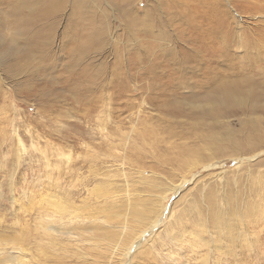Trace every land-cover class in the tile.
<instances>
[{
  "label": "rangeland",
  "instance_id": "374dc122",
  "mask_svg": "<svg viewBox=\"0 0 264 264\" xmlns=\"http://www.w3.org/2000/svg\"><path fill=\"white\" fill-rule=\"evenodd\" d=\"M204 20L227 38L225 57L191 42ZM208 69L225 81H206ZM67 163L81 180L80 163L105 171L89 188L113 184L101 192L108 216L131 222L124 246L161 211L128 258L71 264H196L198 218L208 264H264V224L238 235L244 210L264 208V0H0L1 248L26 225L34 238L39 185Z\"/></svg>",
  "mask_w": 264,
  "mask_h": 264
},
{
  "label": "bare ground",
  "instance_id": "6f19581e",
  "mask_svg": "<svg viewBox=\"0 0 264 264\" xmlns=\"http://www.w3.org/2000/svg\"><path fill=\"white\" fill-rule=\"evenodd\" d=\"M181 15L187 24H189V22L195 23L191 21L192 19H186L183 14ZM211 16L212 18L214 17L213 15ZM201 25L202 24H200V26H195L194 24V28L200 29ZM206 27L208 29H206ZM214 28H216L214 24L204 20L201 36L191 37L190 40L195 45L202 44L204 52L211 54L212 57L216 56L215 54L225 57L229 45V43H227L228 40L225 38L219 41L214 34L215 32H212L215 31ZM195 34L197 33L194 32V35ZM211 35L213 38L210 40L207 37ZM218 43L222 44L219 45ZM158 69L159 68L155 67L148 69L147 73L150 78L152 77V80L156 72L159 71ZM199 73L205 75V80L208 82L218 80L225 81L221 78L226 77V75L223 76L213 69H208L205 73L202 71ZM167 81L170 82L169 80ZM160 83L162 84L164 82L160 81ZM92 108L89 109L91 110ZM105 119L103 117L97 118L100 133L108 139L113 138L115 134L108 131ZM248 160L251 161V158ZM68 164L69 163H67L64 168L63 166L54 167V179H50L48 182H41L39 185L34 238H32L27 225L23 226V231L21 230L23 232L21 236L22 239L15 241L11 238L6 242L4 247H0V264H71V261H76L77 263L83 261L88 263L87 260L93 257V252L99 254L106 250L111 252L112 257L125 256V258H128L135 244L140 246V241L142 239L145 241L144 238L146 236L151 234L153 236L155 235L153 228L160 218L159 215L161 211H159L155 217L148 219L149 222L139 223L141 227L129 238L131 240L127 246L120 243V238L131 231L132 227L131 222L120 214L115 217L108 216L107 200L113 196L108 197L107 194L101 192V189L104 186L108 188L110 192L113 184L101 182L89 188L90 183H96L98 178L102 174H105V171L100 173L101 169L99 171L96 167L99 163H80L82 169L87 168L88 173L87 176L81 180L79 176L74 173L75 170L72 169V165ZM82 169L80 168V170ZM106 179L110 181L111 178L107 177ZM75 180L80 181L79 187H83L86 193L85 197H78V194L73 190L72 184ZM184 180L185 179L179 184H174L170 192H178L183 187ZM68 181L69 188L67 189L63 187V183L65 182L68 185ZM109 192L108 194H110ZM164 196L161 197L162 201L166 199ZM30 199L32 200V198ZM260 203L264 205V197L261 199ZM112 204H114V202ZM127 204L128 207L130 205V200H128ZM226 207L229 208L228 205ZM121 218L123 220L122 223L119 224ZM249 218L253 220L250 221ZM209 219L215 221L216 215L211 214ZM261 224H264L263 207H260L258 212L249 215V217L244 210V214L241 215V220H238V235L243 237L245 241H248L249 225H251L250 228L253 231H256ZM223 227L224 229L231 230L232 224L227 223L224 224ZM195 228V231L190 237L191 251L195 256L196 264H208L210 251L208 252L207 244L210 243L206 242L204 239L207 228L202 219L198 218L195 221ZM259 242V234L257 233L255 241L251 242L249 246L259 249L256 247V244Z\"/></svg>",
  "mask_w": 264,
  "mask_h": 264
}]
</instances>
